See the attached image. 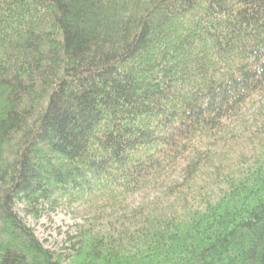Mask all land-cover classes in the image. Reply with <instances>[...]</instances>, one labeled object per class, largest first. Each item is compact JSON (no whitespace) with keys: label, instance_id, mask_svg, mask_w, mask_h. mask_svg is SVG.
<instances>
[{"label":"trees","instance_id":"trees-1","mask_svg":"<svg viewBox=\"0 0 264 264\" xmlns=\"http://www.w3.org/2000/svg\"><path fill=\"white\" fill-rule=\"evenodd\" d=\"M263 93L264 0H0V264H264V130L221 136ZM184 168L69 251L17 212L127 206Z\"/></svg>","mask_w":264,"mask_h":264},{"label":"rangeland","instance_id":"rangeland-1","mask_svg":"<svg viewBox=\"0 0 264 264\" xmlns=\"http://www.w3.org/2000/svg\"><path fill=\"white\" fill-rule=\"evenodd\" d=\"M264 130V93L257 95L243 110V114L225 121L221 136L227 140L237 139L253 131ZM188 167V166H187ZM185 167V168H187ZM180 171L168 184L149 194H138L123 207H107V210H84L82 206L61 205L53 208L48 203L40 207L38 215L28 213L25 203L17 205V212L24 222L34 229L40 241L51 249L70 250V237L78 235L81 227L95 221L102 225H112L117 219L131 214L133 209L165 197L169 192L185 182L186 171ZM179 189V188H178Z\"/></svg>","mask_w":264,"mask_h":264}]
</instances>
